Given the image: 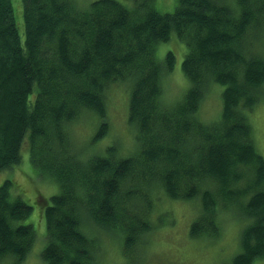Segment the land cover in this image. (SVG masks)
<instances>
[{"label":"trees","instance_id":"1","mask_svg":"<svg viewBox=\"0 0 264 264\" xmlns=\"http://www.w3.org/2000/svg\"><path fill=\"white\" fill-rule=\"evenodd\" d=\"M69 1L0 0V172L21 163L28 139L32 165L60 187L50 198L40 195L43 260L103 264L106 233L120 237L132 257L154 231V190L199 201L192 237L217 238L222 214H236L240 252L229 264L264 261V156L252 119L264 90V0H178L172 13L159 12L155 0H99L71 14ZM173 34L188 49L182 71L190 87L169 107L162 80L176 55L160 60L157 49ZM125 81L139 151L122 157L110 147L81 160L72 149L52 161L49 154L72 146L68 130L85 113L101 122L93 142L105 137L107 91ZM213 86L223 88L222 113L207 123L198 113ZM15 188L8 179L0 185V260L22 264L37 234L24 222L34 207Z\"/></svg>","mask_w":264,"mask_h":264},{"label":"rangeland","instance_id":"2","mask_svg":"<svg viewBox=\"0 0 264 264\" xmlns=\"http://www.w3.org/2000/svg\"><path fill=\"white\" fill-rule=\"evenodd\" d=\"M96 1L99 0H70L68 13L71 14L72 9H88ZM119 1L128 6L133 4L130 0ZM177 4L178 0H155L156 9L161 13L174 12ZM16 20L21 29V34L24 35L22 15L16 16ZM24 38L22 36L23 41ZM261 38L264 41V32L261 34ZM246 45H248V52L251 55L261 56V51L256 48L252 49L248 42ZM168 51L175 53L176 65L174 70L165 75L162 80L164 100L162 99L163 103H161L172 107L184 98L190 87V82L182 71V64L188 49L186 44L180 41L176 34H173L168 42L159 45L157 49L158 58L163 60ZM131 89L130 84L125 81L113 85L107 91L106 121L109 124V130L103 139L93 142V137L101 122L92 113H85L72 126L71 131L68 130L73 148L70 144L66 145V149L57 148L55 154H49L53 157L52 161L57 159L60 154H64L66 150L72 152L75 150L76 153L80 154L81 160L86 157L90 158L92 155H104L110 147H117V154L122 157L136 154L139 151V143L136 137L137 128L128 121ZM222 91L223 88L218 86L209 89L199 109L198 117L200 120L210 123L220 118ZM252 119L257 142L256 147L259 153L264 156V90ZM21 153L22 161L19 165L11 170L0 172V185L7 179L13 181L16 192L34 207L31 217L24 222L34 226L37 239L32 251L22 264H47L42 258V250L46 240V222L42 216V204L39 200L42 197L40 195L50 198L59 193L60 187L55 182L40 177L38 169L30 161L28 139L24 142ZM140 187L143 188L141 184ZM142 193L146 195L147 191L143 190ZM156 193L157 191H151V195L157 197L155 214L153 211L152 215L153 233L145 235L143 237L144 245L135 247L134 252H131L132 257L127 258L123 252V240L109 233L103 234L101 237L103 246L100 251L103 264H229L234 256L240 252L242 226L235 217L236 214L232 212L222 214L220 218L221 234L217 238L192 237L190 228L200 213L199 201L172 200L165 197L162 192H159L158 195ZM141 206L144 208L143 204H138V207L141 208ZM98 233L99 231H94L87 236L92 238ZM0 264H15V261L12 257H6L0 260ZM257 264H264V261Z\"/></svg>","mask_w":264,"mask_h":264}]
</instances>
